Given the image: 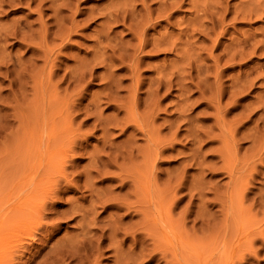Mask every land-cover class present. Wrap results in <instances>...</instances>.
Instances as JSON below:
<instances>
[{"label": "rangeland", "instance_id": "374dc122", "mask_svg": "<svg viewBox=\"0 0 264 264\" xmlns=\"http://www.w3.org/2000/svg\"><path fill=\"white\" fill-rule=\"evenodd\" d=\"M5 1L0 2V63L4 65H0V264H4L5 261L6 264H264V197H262L264 196V78H262L264 77L262 76L264 75V14H262L264 13V0H223L224 3L221 0H219L221 3L215 0V4L211 0H178V5L175 2L177 0H170L171 2L169 0H161V2L159 0H79V3L78 0H50L48 2L45 0L46 3L44 0H36L37 3L39 1L38 4L35 0V2L31 0L26 5L24 4L25 0H18V2L13 0L12 3L11 0H9L10 3H7L8 0ZM60 1L63 4L75 1V6L72 5L74 2L64 4L65 8L71 5L69 9L74 8V12L68 9L69 13L68 10H64V7L61 8ZM122 1L128 4L122 5ZM135 1L137 3L141 1V4L139 5ZM56 2L60 3L57 4L60 7L58 8L59 12L54 10V8L57 9ZM164 2L165 6H163ZM172 2L176 6L173 5L172 12L176 13L171 12L170 6L172 5L170 3ZM129 3H134L133 9L131 8L132 4ZM183 3L184 5H182ZM144 4L153 9L154 13L152 14L154 15H156L155 9L158 6L161 9L160 13L157 11L158 16H155L159 17V19L157 18L159 23L155 20L152 22L155 26L151 23L155 17L151 14L150 8L146 9L147 6ZM167 4L170 6L165 8ZM205 4L210 8L201 7ZM224 4L227 6L224 7ZM78 5L79 7H77ZM117 5L122 6L121 10L117 8ZM215 5L217 9H215ZM191 7L193 10L190 9ZM218 7L226 8V10L220 8L221 11ZM256 7L259 9L257 10ZM112 8H114L113 12L117 11V14L110 13ZM123 8L125 11L128 10L126 8H131L135 14L131 13L130 9L131 12L128 10L123 14ZM165 9L170 11V14L168 13L170 16L166 14L167 10ZM202 9L205 11L207 9L208 13L206 12V14L204 11V14ZM236 9H238L237 12ZM106 10L108 11L106 12ZM135 10L138 14L137 17H135L137 15ZM219 10L222 12L223 18L222 21H217L218 23L222 22L220 23L221 27L217 26V21L215 22L221 13L218 12ZM54 11L59 14L63 12L60 15L61 19H59L58 13L55 16ZM215 11L218 12L217 15H215ZM71 12L76 17L70 16ZM129 12L130 19L136 21L137 24L130 25L133 21H129L128 16H125ZM145 12L150 18L146 17ZM118 13L120 18L122 17L121 13L123 14L125 21L123 18L120 19L121 23L120 20H117L119 19L116 16ZM38 14L40 15L38 16ZM99 14L100 16H98ZM105 14L108 16L114 14L111 16L112 21H110V16ZM143 14H145L144 22L151 20L148 23L151 24V26L149 25L151 28L147 26L148 24L146 25V29H149L146 30V38H149L146 43L151 42H148L147 46L145 45L146 47L142 49L143 53H141L142 51L140 52L138 49L136 51L129 50L130 47L134 48L132 45L134 46L137 42L135 36H131L129 32L131 31L134 35L137 30L140 31V28L136 27L139 25L137 19L139 18L140 23H143V19H140L142 18L140 15ZM162 14L168 16V21L166 17L163 18ZM208 14L210 17L207 19L206 15ZM101 15H104L106 20ZM211 15L215 18L214 20L211 19ZM40 16L41 18H39ZM62 16L64 19L68 16L70 19L64 20ZM90 17L91 19H89ZM201 17L204 18L202 22ZM192 18L193 21H191ZM36 19L39 21L37 22ZM188 19L189 21L184 22ZM13 20H16L15 23ZM42 21L44 22L43 28H41ZM61 21L64 22L61 23ZM54 22L56 24H53ZM72 22L79 24L76 26L77 28H72L74 24ZM105 22L107 25H111V28L110 25L108 26L110 29L105 28L107 27ZM207 22L208 24H206ZM227 22L229 25L226 24ZM13 23L18 27L16 28ZM25 24H29L27 28ZM101 25H104L103 28ZM203 25L207 26L203 27ZM28 26H31V30H28ZM39 26L42 31L46 30V32L44 30L46 34L41 35L43 32ZM208 26H212V31L209 29L211 33L206 32ZM46 27L52 31H48ZM124 27H128L129 32ZM195 28H200L199 31L207 30L200 31L204 34L202 36L198 30L194 32ZM213 28H219V31L215 32L217 45L216 41H211L212 37L213 39L215 37ZM65 29L70 31H65ZM99 29L102 30V34ZM223 29L224 32L220 31ZM103 30L106 31V34L107 30L112 31L108 32L111 34L108 37L111 38L106 37L109 34L104 36ZM27 31L30 32V37H28L29 32ZM62 32L63 35H61ZM183 32L189 33L187 35ZM207 33H210V37L207 36ZM172 35L177 37L174 40L177 41L175 45L173 43L175 37L173 38ZM182 35L186 41L183 37L181 38ZM243 35L251 37H248L250 42L247 39H242ZM151 36L153 43L150 40ZM161 37L168 39L173 47H177L178 52H173L175 48H171L167 43L158 44ZM233 38L238 39L237 41L241 44L234 41ZM251 39L257 41L253 42ZM154 41H156L155 44ZM242 43L245 44H243L244 46L249 44L255 47L256 45V51L253 46L252 48L251 46L250 48L245 47L248 50L253 49L254 52L251 51L253 53L251 54L250 50H244ZM127 44L129 48L125 47L126 50L120 47ZM149 45L155 46V48L162 47V49L164 46V49L163 51L154 49L153 52V48ZM169 46L170 48H168ZM234 46L235 48H233ZM117 47L123 48L119 51L121 53L116 51ZM236 47L239 51L242 50L240 52L246 51L244 52L246 56L242 53L240 55ZM112 49H116V52L114 53ZM123 50L129 54L126 58L122 57L123 55L118 56V54H122ZM227 50L230 51L227 53ZM231 50H236L232 53L234 55L229 54ZM124 51L123 54L126 55ZM238 52L239 63L236 62V57H233ZM224 53L233 58L230 56L228 58ZM186 54L187 58H185ZM216 54H218L217 59ZM177 55L181 57V61ZM113 56L122 61L113 59ZM128 57L129 59H127ZM124 58L125 62H123ZM136 59L137 61H135ZM140 59H142L141 62ZM111 60L112 63H110ZM234 60L235 63H233ZM43 61L46 62H44L45 66ZM138 63L141 64L140 67ZM179 63H182V67ZM190 63L193 68H188ZM212 63L218 64V66L215 67ZM124 65H128L129 68ZM133 65L138 67L139 76ZM211 65L218 72L215 73ZM130 66L133 70H129V73L127 69H130ZM125 67L126 69H124ZM182 68L187 69V72L194 76L188 74V79L193 82L190 80L189 83L186 71H183ZM191 68L192 70H190ZM79 69L80 71H78ZM205 69L206 72L208 70V74ZM209 69H213L212 72ZM180 70L184 73L183 78L186 77V82L183 79L181 84L177 83L178 80L181 81V75H183L181 72L179 74ZM170 71H173L171 73L173 76L169 73ZM166 72L167 76L171 77H168L170 80L163 79L167 77ZM174 73L178 77L174 76ZM129 75L139 77L138 80H141L140 84H142L139 86L140 88L133 87V83L135 85L137 79L133 81L134 77ZM160 75L163 76L161 83L171 82L173 84L165 83L166 85L163 84L165 87L161 86L160 88L162 85L158 78ZM190 76L192 77L190 78ZM198 76L200 79L203 77L205 83L202 82V84ZM247 79L250 80L249 83ZM155 81L160 85L154 83ZM152 82L153 85H151ZM244 83L249 85L245 86ZM168 84L170 85L168 86ZM219 84L223 86H218ZM169 87L170 90H165ZM109 89L114 90V93H111ZM219 90L221 92L217 94ZM150 91L156 93L153 94L154 97ZM219 93L220 96H218ZM118 96L124 99L121 100ZM200 96L201 99L205 97L206 100H201ZM218 97L223 99L220 100ZM132 98H134V102ZM187 100L190 101L187 102ZM132 104L134 106H130ZM132 107L136 108L133 109L136 110L135 113L132 110L133 114L131 113ZM186 110L189 111L186 113ZM216 110L218 111L215 112ZM256 135L259 136V140ZM92 164L95 165L92 166ZM111 173L113 174L111 175ZM140 183H143L144 186ZM103 190L109 192L106 191L108 192L106 193ZM128 190H131L132 194ZM92 191L96 194L98 192V194L106 193L104 196L108 194V200L103 194L100 197L105 198L106 201ZM126 191L130 193H128L129 201H126L128 200ZM46 192L48 194L45 196ZM115 193H119L118 196L124 195V200L121 195L118 200ZM239 195L242 197L240 198V200L242 199L241 204L238 201ZM91 196L94 197L91 198L93 202L95 201L94 204L90 201ZM44 197L45 202L40 203L42 199L44 201ZM83 198H85L84 201ZM113 199L118 203L121 200L126 203H116L118 206L120 205L118 207L114 201V203L112 202ZM131 202H135V204ZM87 203L93 204L95 214L91 211L93 207H87L89 205ZM129 203L132 206L128 208L126 205H130ZM39 204L44 205L38 208ZM158 205L162 211L166 212L162 213ZM71 206L72 209H70ZM75 207L79 210L74 212L77 216L72 213L75 218L77 217L76 219L69 213V211H75ZM130 207H133V212ZM86 208H90L86 212L88 216L85 214ZM125 208L126 210L123 211ZM157 208L160 210H157L158 220ZM142 209L144 210L141 212ZM67 210L68 213H66ZM89 210L90 213L92 212L93 219L85 223L87 218L91 219ZM78 212L79 216L84 214L81 215L84 219L78 216ZM108 216H110L109 219ZM95 217L98 219L96 220ZM80 218L83 221H79ZM102 218H105L104 221ZM111 219L115 225L109 224V222H113L110 221ZM139 219H141V223ZM166 219L168 220L166 221ZM11 221L14 225L9 224ZM78 221L84 222V225L79 224ZM116 221L119 222L118 225ZM112 225L113 227H111ZM102 227L104 228L102 229ZM85 232L86 234H84ZM91 243H94V246H91ZM79 245L80 247H78Z\"/></svg>", "mask_w": 264, "mask_h": 264}, {"label": "bare ground", "instance_id": "6f19581e", "mask_svg": "<svg viewBox=\"0 0 264 264\" xmlns=\"http://www.w3.org/2000/svg\"><path fill=\"white\" fill-rule=\"evenodd\" d=\"M2 1H3V0H2ZM2 1L0 0L1 3H2ZM4 1H5V0H4ZM12 1H13V0H11V3H12ZM23 1H24V0H23ZM25 1H26V2H25L24 4L26 5V3L29 2V1H31V0H28V1L25 0ZM33 1H34V0H33ZM35 1H36V0H35ZM35 1H34V2H35ZM48 1H50V0H47V2H48ZM61 1H62V0H61ZM61 1H60V3H61ZM70 1H71V0H70ZM75 1H76V0H75ZM75 1H73L74 4H72L73 2H72V3H68V2H65V1H63V2L68 3V4H72V5L75 6ZM108 1H109V0H108ZM128 1H129V0H128ZM128 1H127V2H128ZM130 1H131V0H130ZM132 1H133V0H132ZM143 1H144V0H143ZM149 1H150V0H149ZM149 1H147V2H149ZM154 1H155V0H154ZM169 1H170V0H169ZM173 1H175V0H173ZM180 1H181V0H180ZM200 1H201V0H200ZM207 1H208V0H207ZM211 1L213 2V4H215V2H216L217 0H216V1H215V0H211ZM214 1H215V2H214ZM221 1L223 2V0H221ZM221 1L218 0V2H220V3H221ZM226 1H227V0H226ZM5 2H6V1H5ZM8 2H9V0L7 1V3H8ZM17 2H18V0H17ZM19 2H20V1H19ZM34 2H32V3L35 4ZM44 2L46 3L45 0H44ZM77 2L79 3V0H78ZM122 2H123L122 5H123V4H126V5L128 4V3H125L124 1H122ZM135 2H136V1H135ZM140 2H141V1H140ZM140 2H139V3L136 2V3L140 5V4H141ZM147 2H146V3H147ZM159 2H161V0H159ZM166 2H167V1H166ZM170 2H171V1H170ZM175 2H176V5H178V3H179L178 0L175 1ZM177 2H178V3H177ZM196 2H197V1H196ZM7 3H6V4H7ZM9 3H10V2H9ZM21 3H23V2L21 1ZM36 3H37V1H36ZM38 3H39V1H38ZM38 3H37V4H38ZM41 3H42V2H41ZM60 3H57V2H56V3H55V4H56L55 6H57V4L59 5ZM65 3H64V4H65ZM109 3H110V2H109ZM111 3H112V2H111ZM152 3H153V2H152ZM156 3H157V1H156ZM156 3H155V4H156ZM205 3H206V2H205ZM223 3H224V2H223ZM62 4H63V3H61V5H60L61 8L64 7V4H63V5H62ZM68 4H66V5H68ZM112 4H114V3H112ZM119 4L121 5V3H119ZM129 4H132V3H129ZM133 4H134V3H133ZM133 4L131 5V6H132V7H131L132 9H133V7H134ZM137 4H136V5H137ZM142 4H143V3H142ZM148 4H149V3H148ZM168 4H169V2H168ZM168 4H167V7H165V8H168V6L172 5V6H170L171 8L169 7V8L171 9V12H172V11L174 10V9L172 10V8L175 6V5H174L175 3L172 2V3H170V5H168ZM180 4H181V3H180ZM180 4H179V5H180ZM225 4H226V3H225ZM225 4H224V7L227 6V5H225ZM228 4H229V3H228ZM258 4H259V3H258ZM4 5H5V4H4ZM13 5H14V4H13ZM42 5H43V3H42ZM50 5H51V4H50ZM66 5H65V6H66ZM76 5H77V3H76ZM115 5H116V4H115ZM120 5H117V6H118L117 8H120L119 10H121V8H122V6H120ZM144 5H145V4H144ZM149 5H150V4H149ZM157 5H158V4H157ZM159 5H160V4H159ZM173 5H174V6H173ZM182 5H184V3H183ZM190 5H191V4H190ZM218 5H219V3H218ZM218 5H217V6H218ZM221 5H222V4H221ZM8 6H9V5H8ZM15 6H16V5H15ZM17 6H19V5H17ZM70 6H71V5H70ZM70 6L68 5V6H67L68 8H65V7H64V8H65L64 10L67 11V10L69 9ZM74 6H72V7H74ZM128 6H129V5H128ZM128 6H127V7H128ZM141 6H142V5H141ZM145 6H147V5H145ZM145 6H144V7H145ZM163 6H165V2H164V5H163ZM219 6H220V5H219ZM244 6H245V5H244ZM20 7H21V5H20ZM36 7H37V6H36ZM40 7H41V6H40ZM40 7H38V8L41 10ZM50 7H51V6H50ZM60 7L57 6V9L54 8V7H53V8H54V10H57V11L59 12L60 10H58V8H60ZM77 7H79V5H78ZM106 7H108V6H106ZM111 7H112V5H111ZM124 7H125V6H124ZM158 7H159V6H158ZM158 7L155 9V10H156V11H155V14H156V15L152 14V13H154V12H152L153 9H151L149 6H147L146 9L150 8L151 14L154 15L153 17H155V16H158V13H160V10H161V9H159ZM175 7H176V6H175ZM201 7H202V8H205V7H206V4H205V6H201ZM207 7H208V6H207ZM207 7H206V8H207ZM221 7H222V6H221ZM221 7H218V8L220 9ZM38 8H37V9H38ZM44 8H46V7H44ZM102 8H103V7H102ZM114 8H116V7H114ZM114 8H112V11H111L110 13L113 12V9H114ZM131 8H126V9H128V10L130 9V10H131ZM208 8H210V7H208ZM228 8H229V6H228ZM228 8H227V9H228ZM256 8H257V7H256ZM260 8H261V7H260ZM39 9H38V10H39ZM42 9H43V8H42ZM47 9H48V8H47ZM50 9H51V8H50ZM70 9L73 10L74 8H70ZM70 9H69V10H70ZM108 9H109V8H108ZM157 9H159V10H157ZM178 9H179V7H178ZM190 9L193 10L192 7H191ZM215 9H217L216 5H215ZM215 9H214V10H215ZM221 9H225V10H226V8H221ZM221 9H220V10H221ZM246 9H247V8H246ZM258 9H259V8H257V10H258ZM62 10H63V9H62ZM69 10H68V11H69ZM71 10H70V11H71ZM115 10H116V9H115ZM128 10H127V11H128ZM130 10H129V11H130ZM136 10H137V9H136ZM136 10H135V12H136ZM139 10H140V9H139ZM142 10H144V9H142ZM165 10H167V12L165 11L166 14H168V13L170 14V11H168V9H165ZM195 10H196V9H195ZM195 10H194V11H195ZM199 10H200V9H199ZM211 10H212V9H211ZM211 10H210V13L213 11V10H212V11H211ZM220 10H219L218 12H221V11H222V10H221V11H220ZM239 10H240V9H239ZM261 10H262V9H261ZM57 11H54V12L56 13L55 16L59 14ZM65 11H64V12H65ZM70 11H69V13H70ZM107 11H108V10H106V12H107ZM109 11H110V10H109ZM123 11H124V12H122L123 14L127 13V11H125L124 8H123ZM131 11H132V12H131ZM131 11H130L131 13H134L133 10H131ZM140 11H141V10H140ZM148 11H149V10H148ZM157 11H158V13H157ZM175 11H176V9H175ZM204 11H205V9H204V10L202 9V12H203V13H204ZM207 11H208V10L206 9L205 13H206ZM237 11H238V9H236V12H237ZM72 12H74V10H73ZM72 12H71L70 16H72V15L75 16V14H74V13L72 14ZM76 12H77V11H76ZM114 12H115V11H114ZM114 12H113V13H114ZM130 12H129V14L125 15L126 17L128 16V17H127L128 19H130V17H131ZM141 12H142V11H141ZM143 12H144V11H143ZM162 12H163V11H162ZM192 12H193V11H192ZM218 12L215 11V15H217L216 13H218ZM226 12H228V11H226ZM240 12H241V11H240ZM245 12H246V11H244V14H246ZM257 12H258V11H257ZM0 13H1V12H0ZM38 13H40V12H38ZM52 13H53V11H52ZM57 13H58V14H57ZM62 13H63V12H61V14H62ZM115 13L117 14V11H116ZM122 13H121V16H122L121 18L124 17ZM148 13H150V12H148ZM172 13H176V12H172ZM199 13H200V12H199ZM205 13H204V14H205ZM207 13H208V12H207ZM207 13H206V14H207ZM210 13H209V14H210ZM213 13H214V12H213ZM228 13H231V12H228ZM238 13H239V12H238ZM249 13H251V12H249ZM252 13H253V12H252ZM252 13H251V14H252ZM260 13H262V12H260ZM61 14H59V17H60V18H59V17H57V18L61 19V16H60ZM76 14H77V13H76ZM90 14H91V13H90ZM101 14H102V13H101ZM134 14H135V13H134ZM134 14H133V15H134ZM136 14H137V12H136ZM140 14H142V13H140ZM145 14H147V12H145ZM145 14L140 15V17L142 16V18H140V19H143V16H145ZM151 14H150V16H152ZM169 14H168V15H169ZM200 14H201V13H200ZM209 14H208V15H209ZM221 14H222V12L218 15L219 17H217L218 19H216L215 22H216L217 20H221V19L223 18V16H221ZM255 14H256V13H255ZM262 14H264V13H262ZM39 15H40V14H38V16H39ZM52 15H53V14H52ZM63 15H64V14H63ZM77 15H79V14H77ZM82 15H83V14H82ZM105 15H107V14H105ZM112 15L114 16V14H112ZM112 15H111V16H112ZM119 15H120V14L118 13V15H116V16L119 17ZM162 15H163V18H165V17L167 18V17H168L167 15H166V16H164V14H162ZM192 15H194V14H192ZM196 15H197V14H196ZM208 15H206L207 19H208V17H210V15H209V16H208ZM213 15H214V14H213ZM215 15H214V16H215ZM223 15H224V13H223ZM235 15H236V14H235ZM235 15H233V16H235ZM248 15H249V14H248ZM256 15H257V14H256ZM55 16H54V17H55ZM64 16H65V15H64ZM64 16H62V17H63L62 19H64ZM68 16H69V15H68ZM68 16H66V17L70 19V17H68ZM73 16H72V17H73ZM98 16H100V14H99ZM101 16H102L103 18L105 17L104 15H101ZM107 16H108V15H107ZM109 16H110V15H109ZM109 16H108V17H109ZM111 16H110V21H112V20H111V19H112ZM116 16H115V18H117ZM134 16H135V15H134ZM134 16H132V17H133L134 19H136L135 17H137L138 14H137L135 17H134ZM147 16H149V15L147 14L146 17H147ZM159 16L161 17V15H159ZM169 16H170V15H169ZM233 16H232V17H233ZM257 16H258V15H257ZM260 16H261V15H260ZM72 17H71V18H72ZM75 17H76V16H75ZM126 17H125V19H127ZM172 17H173V15H172ZM172 17H169V18L172 19ZM202 17H203V16H202ZM202 17H201V18H202ZM204 17H205V15H204ZM215 17H216V16H215ZM235 17H236V16H235ZM39 18H41V16H40ZM67 18H65L64 20H68ZM87 18H88V16H87ZM105 18H106V17H105ZM105 18H104V19H105ZM121 18L119 17V19H117V20L119 21ZM133 18H132V19H133ZM147 18H150V17H147ZM157 18L159 19V17H155L154 19L151 18L152 21H151L150 19H149V20H150L151 23H152V22H154L153 20L157 21V20H158ZM161 18H162V17H161ZM161 18H160V19H161ZM163 18H162V19H163ZM196 18H197V17H196ZM224 18H225V17H224ZM226 18H227V17H226ZM226 18H225V19H226ZM233 18H234V17H233ZM238 18H239V17H238ZM248 18H249V16H248ZM259 18H260V17H259ZM89 19H91V17H90ZM104 19H103V20H104ZM162 19H161V20H162ZM170 19H169V20H170ZM175 19H176V18H175ZM198 19H199V18H198ZM203 19H204V18H202L201 22L203 21ZM205 19H206V18H205ZM211 19L214 20L215 18L212 17V15H211ZM242 19H244V18L242 17ZM42 20H43V19H42ZM105 20H106V19H105ZM105 20H104V21H105ZM117 20H116V21H117ZM123 20H124V18H123ZM137 20H138L137 22L139 23V25H141V23H142V22L140 23L141 20L139 21V18H138ZM144 20H145V17H144V19H143V23H142V25H141V26H139V25L136 26L137 29L140 28V31H139V32H138V30L136 29V27L134 26V27H135V31L137 30V31H136L137 33H135L134 35H132L131 31H130V32L128 31V27H127V28L124 27V28L127 29V31L129 32V34H130L131 36H135L134 38H136V40H137V42H135L136 40L134 41V42H135V45H134V46L131 44L132 47H134V48H131V47H130L129 50L136 51V49H138V50H140V52H141L142 49L145 48V47L147 46L146 44H148V42H151V41H148V42L146 43L147 39L149 40V38H146V37H147V36H146V35H147V33H146L147 31H146V30L148 29V28L146 29V25L149 23V20H148V21L146 20V21H147V22L145 21L146 23L144 22ZM163 20H164V19H163ZM196 20H197V19H196ZM232 20L234 21V19H232ZM15 21H16V20H15ZM15 21L13 20L14 23H15ZM36 21L38 22L39 19H38V20L36 19ZM56 21H57V20H56ZM59 21H60V20H59ZM69 21H70V20H69ZM75 21H76V20H75ZM87 21H88V20H87ZM113 21H114V17H113ZM124 21H125V20H124ZM129 21H133L132 23H130V25H132V24L134 25V24L136 23V21L131 20V19H130ZM158 21H159V20H158ZM158 21H157V22H158ZM167 21H168V18H167ZM171 21H172V20H171ZM187 21H189V19H188V20H185L184 22H187ZM191 21H193V18L191 19ZM204 21H206V20H204ZM210 21H211V20H210ZM221 21H222V20H221ZM221 21H219V22L222 23ZM233 21H232V23L235 22V21H234V22H233ZM40 22H41V21H40ZM42 22H43V21H42ZM62 22H64V21H61V23H62ZM76 22H77V21H76ZM76 22H72V23H74L73 26H72L73 29H74V27H76V26L79 25V24H76ZM108 22H109V21H108ZM108 22H107V23H108ZM157 22H156V23H157ZM163 22H165V21H163ZM196 22L198 23V20H197ZM208 22H209V21H208ZM208 22H207L206 24H208ZM14 23H13V24H14ZM16 23H17V22H16ZM24 23H25V22H24ZM35 23H36V22H35ZM72 23H71V25H72ZM77 23H78V22H77ZM88 23H89V22H88ZM114 23H115V22H114ZM114 23H113V24H114ZM116 23H119V22H116ZM120 23H121V20H120ZM125 23H126V22H125ZM125 23H124V24H125ZM158 23H159V22H158ZM158 23H157V24H158ZM168 23H169V22H168ZM172 23H173V22H172ZM174 23H175V22H174ZM194 23H195V22H194ZM194 23H193V24H194ZM220 23H218V21H217V26H220V27H221ZM13 24H12V25H13ZM37 24H38V23H37ZM53 24H56V23L54 22ZM57 24H58V23H57ZM68 24H69V23H68ZM122 24H123V21H122ZM126 24H127V23H126ZM126 24H125V25H126ZM136 24H137V23H136ZM152 24H153V23H152ZM157 24H156V25H157ZM203 24H204V23H203ZM214 24L216 25V23H214ZM218 24H219V25H218ZM223 24H224V23H223ZM223 24H222V26H223ZM226 24H228V22H227ZM226 24H225V25H226ZM25 25H26V24H25ZM27 25H29V24H27ZM27 25L25 26L26 28H27ZM39 25H40V23H39ZM51 25H52V24H51ZM64 25H65V24H64ZM105 25H107L106 22H105ZM109 25H110V24H108L107 27H105V28H108ZM114 25H115V24H114ZM128 25H129V24H128ZM149 25L151 26V24H148L147 26H149ZM153 25H154V24H153ZM153 25H152V26H153ZM169 25H170V24H169ZM173 25H174V24H173ZM182 25H183V24H182ZM197 25L200 26V24H197ZM201 25H202V24H201ZM209 25H210V22H209ZM215 25H214V26H215ZM228 25H229V24H228ZM14 26H15L16 28L18 27L17 24H14ZM22 26H23V25H22ZM40 26H41V25H40ZM40 26H39V29H40ZM46 26H47V25H46ZM48 26H49V25H48ZM60 26H61V25H60ZM102 26H104V25H101V27H102ZM120 26H121V25H120ZM150 26H149V27H150ZM154 26H155V25H154ZM154 26H153V27H154ZM167 26H168V25H167ZM171 26H172V25H171ZM188 26H189V25H188ZM190 26H191V25H190ZM198 26H197V27H198ZM205 26H207V25H205ZM205 26L203 25V27H205ZM212 26H213V25H212ZM212 26H211V27H212ZM15 27H14V28H15ZM30 27H31V26H28V28H29L28 30H31ZM37 27H38V26H37ZM43 27H44V22H43L41 28H43ZM50 27H51V26H50ZM55 27H56V25H55ZM57 27H58V26H57ZM63 27H64V26H63ZM131 27H133V26H131ZM141 27H142V28H141ZM178 27H179V25H178ZM183 27H184V26H183ZM183 27H182V28H183ZM203 27H202V28H203ZM208 27H209V28L206 27L208 30H207V29H204V30H205V31L207 30L206 32H208L209 29H210V31H212L211 27H210V26H208ZM224 27H225V26H224ZM10 28H11V27H10ZM14 28H12V29H14ZM47 28H48V27H46V29H47ZM60 28H61V27H60ZM60 28H59V29H60ZM66 28H67V27H66ZM72 28H71V29H72ZM76 28H77V27H76ZM102 28H103V27H102ZM110 28H111V25H110ZM110 28H108V29H110ZM150 28H151V27H150ZM187 28H188V27H187ZM189 28H190V27H189ZM225 28H226V27H225ZM230 28H231V27H230ZM131 29L133 30L134 28H131ZM184 29H185V28H184ZM190 29H191V28H190ZM195 29H196V28H195ZM199 29H200V28H199ZM199 29H196L195 31H194V29H193V31L196 32L197 30L199 31ZM214 29H218V30L215 31ZM231 29H232V28H231ZM15 30H16V29H15ZM17 30H18V29H17ZM21 30H22V29H21ZM33 30H34V29H33ZM40 30H41V29H40ZM44 30H45V29H43V31L41 30V31L43 32V33H41V35H42V34H46V33H44ZM67 30H69V29H67ZM67 30L65 29V31H67ZM99 30H100V29H99ZM129 30H130V27H129ZM148 30H149V29H148ZM153 30H154V29H153ZM188 30H189V29H188ZM8 31H9V30H8ZM19 31H20V30H19ZM24 31H25V30H24ZM38 31H39V30H38ZM38 31H37V33H39ZM48 31H52V30H49V28H48ZM54 31H56V30H54ZM63 31H64V30H63ZM69 31H70V30H69ZM72 31H73V30H72ZM103 31H104V30H103ZM107 31L109 32L110 30H107ZM183 31H184V30H183ZM186 31H187V30H186ZM200 31H203V29L200 30ZM200 31H199L198 33H199L200 35L204 36L203 32H205V31L201 32L202 34L200 33ZM210 31H209V32H210ZM213 31H214L213 34L215 35V32L219 31V28H213ZM220 31L224 32V29H223V30H220ZM17 32H18V31H17ZM27 32H29V31H27ZM35 32H36V31H35ZM45 32H46V30H45ZM57 32H58V31H57ZM99 32L102 34V30H100ZM105 32H106V31L103 32V35H104V36H106L107 34H109V35H107L106 37H108V36L111 35L110 33L107 32V34H106ZM110 32H112V31H110ZM181 32H182V31H180V33H181ZM234 32H235V31H234ZM15 33H16V31H15ZM18 33H19V32H18ZM33 33H34V32H33ZM33 33H32V34H33ZM47 33H48V32H47ZM50 33H52V32H50ZM59 33H61V32H59ZM67 33H68V32H67ZM100 33H99V35H100ZM133 33H134V32H133ZM183 33H186V32H183ZM188 33H189V32H188ZM188 33H186V34L188 35ZM210 33H211V32H210ZM210 33H209V34L207 33V34H208V35H207L208 37H210ZM225 33H226V32H225ZM237 33H238V32H237ZM8 34H9V33H8ZM10 34H11V33H10ZM13 34H14V33H13ZM16 34H17V33H16ZM20 34H21V33H20ZM22 34H23V33H22ZM29 34H30V32L28 33V37H30ZM48 34H49V33H48ZM63 34H64V33L62 32L61 35H63ZM68 34H69V33H68ZM165 34H167V33H165ZM169 34H170V33H169ZM181 34H182V33H181ZM181 34H180V35H181ZM186 34H185V35H186ZM190 34H192V33H190ZM205 34H206V33H205ZM213 34H211V35H213ZM216 34H218V33H216ZM2 35H4V34L2 33ZM6 35H7V34H6ZM23 35H24V34H23ZM26 35H27V34H26ZM163 35H164V34H163ZM180 35H178V36H180ZM187 35H186V36H187ZM221 35H223V33H221ZM238 35H239V34H238ZM238 35H237V36H238ZM21 36H22V35H21ZM38 36H39V35H38ZM44 36H46V35H44ZM44 36H43V37H44ZM51 36H52V35H51ZM160 36H161V35H160ZM165 36L167 37V35H165ZM183 36H184V35H182L181 38H182ZM193 36H194V35H193ZM205 36H206V35H205ZM226 36H227V33H226ZM240 36H241V35H240ZM0 37H1V36H0ZM7 37H8V36H7ZM65 37H66V36H65ZM170 37H171V36H170ZM172 37H173V38L175 37V39H173ZM172 37H171V38L173 39V41L176 40V38H177L176 35H175V36L172 35ZM187 37H188V36H187ZM200 37H201V36H200ZM218 37H219V34H218ZM231 37H232V36H231ZM244 37H246V38H244ZM248 37H249L248 35H247V36L243 35V38L240 37V39H241V38H242V39H247V41H249ZM252 37H253V36H252ZM10 38H11V37H10ZM12 38H13V37H12ZM45 38H46V37H44V39H45ZM100 38H101V37H100ZM108 38H111V37H108ZM151 38H152V36L150 37V40H152ZM183 38H184V37H183ZM203 38H204V37H203ZM206 38H207V37H206ZM219 38H220V37H219ZM219 38H218V41H219ZM249 38H251V37H249ZM16 39H17V38H15V40H16ZM47 39H48V38H47ZM62 39H63V38H62ZM132 39H133V38H132ZM154 39H157V38H154ZM172 39H171V41H172ZM184 39H185V38H184ZM204 39H205V38H204ZM207 39H208V38H207ZM223 39H224V38H223ZM240 39H239V40H240ZM242 39H241V40H242ZM3 40H4V39H3ZM3 40H2V41H3ZM42 40H43V39H42ZM45 40H46V39H45ZM45 40H44V41H45ZM101 40H102V39H101ZM103 40H106V39L103 38ZM108 40H109V39H108ZM179 40H180V39H179ZM233 40L236 41L237 43H239V41H237L238 39H236V38L234 39V38H233ZM233 40H232V41H233ZM241 40H240V42H241ZM251 40H252L253 42L257 41V40L254 41L253 39H251ZM2 41H1V42H2ZM16 41H18V40H16ZM46 41H47V40H46ZM132 41H133V40H132ZM185 41H186V39H185ZM211 41H214V42L216 41V35H215L214 39H213V37H212V40H211ZM211 41H210V42H211ZM234 41H233V42H234ZM242 41H243V40H242ZM4 42H5V40H4ZM103 42H104V41H103ZM103 42H102V44H103ZM106 42H107V41H106ZM129 42H130V41H129ZM155 42H156V41H154V44H155ZM175 42H177V41H174V42H173L174 45L177 44V43H175ZM192 42L195 43L194 41H192ZM197 42H198V41H197ZM236 42H235V43H236ZM249 42H250V41H249ZM136 43H137V45H136ZM152 43H153V40H152ZM157 43H158V44H159V43H161V44H166V43H167V44H169V45L171 46V48L173 47V45L169 42L168 39H164V38H162V37H161L160 41L157 42ZM244 43H245V42H244ZM244 43H242V46H243L244 50H248V49H247L248 47L250 48V46H251V48H252V46H253V45H249V44L247 45V44H246V45L248 46V47H247V46H244V45H245ZM99 44H100V43H99ZM104 44H105V43H104ZM128 44H129V43H128ZM128 44H127V45H122V46H120V47H123L124 49H125V47H126V48H129V45H128ZM133 44H134V43H133ZM150 44H151V43H150ZM179 44H180V43H179ZM195 44H196V43H195ZM210 44H212V42H211ZM217 44H218V43H217V41H216V45H217ZM239 44H241V43H239ZM243 44H244V45H243ZM254 44H255V43H254ZM36 45H37V44H36ZM100 45H101V44H100ZM145 45H146V46H145ZM216 45H215V46H216ZM227 45H228V44H227ZM230 45H231V44H230ZM3 46H4V45H3ZM98 46H99V45H98ZM104 46H105V45H104ZM127 46H128V47H127ZM149 46H150V45H149ZM149 46H148V47H149ZM157 46H158V45H157ZM157 46H156V47H157ZM170 46H169L168 48H170ZM198 46H199V45H198ZM223 46H224V45H223ZM237 46H238V45H237ZM34 47H35V46H34ZM105 47H106V46H105ZM135 47H138V48H135ZM148 47H147V48H148ZM150 47H152V46H150ZM180 47H181V46H180ZM209 47H210V46H209ZM211 47H212V46H211ZM211 47H210V48H211ZM216 47H217V46H216ZM239 47H241V46H239ZM245 47H247V48L245 49ZM253 47H254V46H253ZM257 47H258V46H257ZM259 47H262V46L259 45ZM39 48H40V47H39ZM110 48H111V47H110ZM117 48H118V47H117ZM123 48H121V49L118 48L119 50H118V49H117V50L115 49V50L119 52V51H121ZM152 48H153V52H154V49H162V47L155 48V46H153ZM165 48H166V47H165ZM173 48H175V47H173ZM178 48H179V47H178ZM193 48H194V47H193ZM199 48H200V47H199ZM201 48H202V47H201ZM233 48H235V46H234ZM236 48H237V50L239 51L238 47H236ZM243 48H242V49H243ZM255 48H256V45H255V47L253 48L254 51H256ZM102 49H103V48H102ZM104 49H106V48H104ZM108 49H109V48H108ZM163 49H164V46H163ZM163 49H162V51H163ZM187 49H188V48H187ZM187 49H186V50H187ZM205 49H206V48H205ZM240 49H241V48H240ZM253 49H252V50L249 49L250 52L253 51ZM257 49H259V48H257ZM38 50H39V49H38ZM115 50L112 49V51H114V53L116 52ZM125 50H126V49H125ZM138 50H137V51H138ZM170 50H171V49H170ZM178 50H179V49H178ZM211 50H212V49H211ZM244 50H243V52H240V51H242V50L239 51V52H240V55H241V53L244 54V52H246V51H244ZM249 50H248V51H249ZM40 51H41V49H40ZM123 51H124V50H123ZM123 51H122V54H118V56H119V55H121V56L123 55L122 57H125V58H126L127 56H129V54H127V52H125V51H124V53H125L126 55H124V54H123ZM147 51H148V50H147ZM167 51H169V50H167ZM176 51H177V47L173 50V52H176ZM180 51H181V50H180ZM183 51H184V50H183ZM208 51H209V49H208ZM223 51H224V50H223ZM223 51H222V52H223ZM229 51H230V50H229ZM229 51L227 50V53H228ZM233 51H234V50H233ZM233 51L231 50V52H230L229 54L231 55V54L234 53L236 50H235L234 52H233ZM248 51H247V53L249 54L248 56H250V53H249ZM254 51H253V52H254ZM156 52H157V51H156ZM177 52H178V51H177ZM177 52H176V53H177ZM187 52H188V51H187ZM187 52H186V53H187ZM194 52H195V51H194ZM196 52L198 53L199 50L196 51ZM239 52H238V54H236V56H233V57H236L235 59L237 60L236 62H238V63L240 62L239 59H237V57H238V55H239ZM46 53H47V52H46ZM112 53H113V52H112ZM112 53H110V54H112ZM119 53H121V52H119ZM128 53H129V52H128ZM137 53H138V52H137ZM141 53H143V51H142ZM149 53H150V52H149ZM184 53H185V51H184ZM189 53H190V52H189ZM202 53H203V52H202ZM202 53H201V54H202ZM225 53H226V51H225ZM225 53H224V54H225ZM236 53H237V52H236ZM43 54H45V53L43 52ZM48 54H49V52H48ZM138 54H139V53H138ZM146 54H147V53H146ZM151 54H152V53H151ZM178 54H179V53H178ZM205 54H206V53H205ZM210 54H212L211 51H210ZM221 54H222V53H221ZM224 54L222 55L223 58H224ZM229 54H225V55H227V57L229 58V56H230ZM251 54H253V53L251 52ZM254 54H255V53H254ZM0 55H1V53H0ZM45 55H46V54H45ZM104 55H105V53H104ZM135 55H136V54H135ZM181 55H182V54H181ZM188 55L190 56V54H188ZM191 55H192V54H191ZM232 55H234V54H232ZM240 55H239V57H240ZM244 55L246 56V53H245ZM244 55H243V56H244ZM48 56H49V55H48ZM48 56H47V57H48ZM118 56H116V57H117V58H122V57H118ZM189 56H188V57H189ZM196 56H197V55H196ZM199 56H200V54H199ZM215 56H216V59H217L218 54H216ZM222 56H221V58H222ZM243 56H242V57H243ZM252 56H253V55H252ZM134 57H136V56H134ZM177 57H178V55H177ZM179 57H180V56H179ZM179 57H178V59H179ZM206 57H209V56H206ZM230 57L233 58L232 56H230ZM45 58H46V56H45ZM114 58H115V56H113V59H114ZM125 58H124V61H123V62H125ZM185 58H187V54H186V57H185ZM192 58H193V57H192ZM199 58H200V57H199ZM212 58H213V57H212ZM212 58H211V59H212ZM244 58H245V57H244ZM48 59H49V58H48ZM111 59H112V58H111ZM122 59H123V58H122ZM127 59H129V57H128ZM137 59H138V58H137ZM137 59H136L135 61H137ZM188 59H189V58H188ZM214 59H215V58H214ZM216 59H215V60H216ZM226 59H227V58H226ZM242 59H243V58H242ZM38 60H39V59H38ZM115 60L120 61V59H116V58H115ZM131 60H132V57H131ZM181 60H182V59H181V57H180V60H179V61H181ZM215 60H214V62L217 63V61H215ZM227 60H229V59H227ZM1 61H2V59H1ZM106 61H107V60H106ZM121 61H122V60H121ZM121 61H120V62H121ZM141 61H142V59H140V62H141ZM177 61H178V60H177ZM179 61H178V62H179ZM187 61H188V60H187ZM208 61H209V60H208ZM231 61H232V59H231ZM249 61H250V60H249ZM2 62H3V61H2ZM44 62H45V61H43V64H44V66H45V63H46V62H45V63H44ZM96 62H98L97 59H96ZM129 62H130V60H129ZM138 62H139V59H138ZM184 62H185V61H184ZM219 62H220V59H219ZM228 62H230V60H229ZM29 63H30V62H29ZM99 63H100V62H99ZM108 63H109V62H108ZM108 63H107V64H108ZM110 63H112V60H111ZM222 63H223V62H222ZM233 63H235V60H234ZM16 64H17V63H16ZM94 64H96V63H94ZM101 64H102V63H101ZM101 64H100V65H101ZM104 64H105V63H104ZM120 64H121V63H120ZM133 64H135V62H133ZM179 64H180V63H179ZM181 64H182V63H181ZM181 64H180V66L182 67ZM210 64H211V63H210ZM226 64L229 65V63H226ZM226 64H225V65H226ZM0 65H3V64L0 63ZM30 65H31V63H30ZM34 65H35V64H34ZM122 65H123V64H122ZM128 65H129V64H128ZM128 65H124V66H127V68H129ZM130 65H131V64H130ZM135 65H136V64H135ZM138 65H139V67H140L141 64L138 63ZM174 65H175V63H174ZM187 65H188V64H187ZM212 65H215V67H216V65L218 66V64H215V63H214V64L212 63ZM212 65H211V68L214 67V66L212 67ZM233 65H234V64H233ZM238 65H239V64H238ZM3 66H4V65H3ZM3 66H2V67H3ZM17 66H19V65H17ZM24 66H25V65H24ZM32 66H33V65H32ZM44 66H43V67H44ZM94 66H95V65H94ZM124 66H122V67H124ZM223 66H224V65H223ZM5 67H6V66H5ZM21 67H22V66H21ZM122 67H121V68H122ZM135 67H136V66L133 65V68L136 69L137 74H138V76H139V72H138L139 70H137L138 67H136V68H135ZM174 67H176V66H174ZM181 67H179V68L181 69ZM190 67L193 68V66H192L191 63L189 64V67H188V68H190ZM208 67H209V66H208ZM215 67H214V68H215ZM221 67H222V66H221ZM237 67H238V66H237ZM7 68H8V67H7ZM18 68H19V67H18ZM22 68H25V67H22ZM192 68H191L190 70H192ZM214 68H213V69H214ZM217 68H218V67H217ZM219 68H220V67H219ZM8 69H9V68H8ZM26 69H27V68H26ZM26 69H25V70H26ZM124 69H126V67H125ZM182 69H183V68H182ZM184 69H185V68H184ZM184 69H183V71H186L185 74H187L186 77H187V79H188V78H189V77H188V74H189L190 72H187L188 70H187V69L184 70ZM195 69H197V68H195ZM195 69H194V70H195ZM206 69H208V68H206ZM206 69H205V72H206ZM213 69H211V70H213ZM239 69H240V68H239ZM5 70H6V69H5ZM119 70H120V69H119ZM129 70H133V69H132V66H130V69H127V71H129ZM209 70H210V69H209ZM211 70H210V71H211ZM249 70H250V69H249ZM8 71H9V70H8ZM78 71H80V69H79ZM82 71H84V70H82ZM157 71H158V70H157ZM214 71H215V69H214ZM216 71L218 72V70H216ZM216 71H215V73H216ZM247 71H248V70H247ZM10 72H11V71H10ZM18 72H19V71H18ZM21 72H22V71H21ZM24 72H25V71H24ZM27 72H28V71H27ZM124 72H125V71H124ZM161 72H163V71H161ZM180 72H181V70L179 71V74H180ZM194 72H195V71H194ZM194 72H193V73H194ZM207 72H208V70H207ZM207 72H206V73H207ZM211 72H212V71H211ZM251 72H252V71H251ZM251 72H250V73H251ZM253 72H254V71H253ZM80 73H81V72H80ZM83 73H84V72H83ZM129 73H130V71H129ZM159 73H160V72H159ZM169 73L171 74V73H173V71H172V72L170 71ZM181 73L183 74V75H181V76H182V79H181V81H180V80L177 81V83H179V84H181L182 80L186 78V77L183 78L184 73H183V72H181ZM196 73H198V72H196ZM203 73H204V72H203ZM208 73H209V72H208ZM208 73H207V74H208ZM213 73H214V72H213ZM19 74H20V73H19ZM23 74H24V73H23ZM74 74H76V73H74ZM131 74H132V73H131ZM134 74H135V70H134ZM163 74H164V72H163ZM163 74H161V75H163ZM190 74H191V73H190ZM211 74H212V73H211ZM220 74H221V73H220ZM223 74H224V73H223ZM242 74H244V73H242ZM245 74H246V73H245ZM17 75H18V74H17ZM20 75H21V74H20ZM25 75H26V74H25ZM77 75H78V73H77ZM87 75H88V73H87ZM109 75H110V74H109ZM161 75L158 77V78H160V80H159L157 77H155V78L158 79V80L160 81V84H162V85L157 84L158 82H156V81L154 82V83H156L158 86L160 85V88H161V86L165 87L163 84L166 83V82H165V83H164V82L161 83V81H163V80H161V78H163V76H161ZM165 75L167 76V72H166ZM165 75H164V76H165ZM171 75H172V74H171ZM175 75H176V74L174 73V76H175ZM191 75H192V74H191ZM209 75H210V74H209ZM212 75H213V74H212ZM248 75H249V74H248ZM255 75H256V74H255ZM22 76H23V75H22ZM22 76H21V77H22ZM78 76H79V75H78ZM83 76H84V74H83ZM112 76H113V74H112ZM129 76H131V75H129ZM129 76H128V77H129ZM172 76H173V75H172ZM176 76H177V75H176ZM192 76H193V75H192ZM192 76H190V78H191ZM196 76H197V74H196ZM206 76H207V75H206ZM206 76H205V77H206ZM210 76H211V75H210ZM214 76H216V74H214ZM243 76H244V75H243ZM245 76H246V75H245ZM262 76H264V75H262ZM262 76H261V77H262ZM16 77H17V76H16ZM75 77H76V76H75ZM79 77H80V76H79ZM81 77H82V76H81ZM110 77H111V75H110ZM131 77H134V78H133V81H134V79H137V80H135V85H134V83H133V87H134V88H137V87H139L140 85H142V84H140V83H141V80H138L139 77L137 78V77H135V76H133V75H132ZM141 77H142V76H141ZM168 77H169V76L164 77L163 79H165V78L167 79ZM177 77H178V76H177ZM193 77H194V76H193ZM198 77H199V76H198ZM217 77L219 78V75H217ZM238 77L240 78L241 76H238ZM23 78H25V77H23ZM77 78H78V77H77ZM169 78H171V77H169ZM169 78H168V79H169ZM172 78H173V77H172ZM195 78H196V77H195ZM207 78H208V77H207ZM245 78H246V77H245ZM247 78H248V77H247ZM262 78H264V77H262ZM14 79H15V78H14ZM18 79L20 80V78H18ZM74 79H75V78H74ZM126 79H127V78H126ZM128 79H129V78H128ZM140 79H141V78H140ZM156 79H155V80H156ZM166 79H165V80H166ZM168 79H167V80H168ZM192 79H193V78H192ZM198 79H200V77H199ZM256 79H258V76H257V75H256ZM110 80H111V79H110ZM169 80H170V79H169ZM176 80H177V78H176ZM188 80H189V79H188ZM190 80H191V79H190ZM190 80H189V83L192 81V80H191V81H190ZM202 80H203V81H202ZM205 80H208V79H205ZM218 80H219V79H218ZM247 80H248L247 82L249 83L250 80H249V79H247ZM251 80H252V79H251ZM12 81H13V80H12ZM16 81H17V80H16ZM77 81H78V80H77ZM112 81H113V80H112ZM118 81H119V80H118ZM173 81H174V80H173ZM200 81H201V83L204 82L203 77H202V79H200ZM219 81H220V80H219ZM256 81H258V80H256ZM107 82H108V81H107ZM107 82H106V83H107ZM131 82H132V81H131ZM185 82H186V79H185ZM185 82H184V83H185ZM192 82H193V81H192ZM194 82H196V81H194ZM197 82H198V80H197ZM197 82H196V83H197ZM110 83H111V82H110ZM118 83H119V82H118ZM154 83L152 82L151 85H153ZM167 83H171V82H167ZM167 83H166V84H167ZM184 83H183V84H184ZM196 83H195V84H196ZM204 83H205V82H204ZM216 83H217V82H216ZM216 83H215V84H216ZM248 83H247V84H248ZM143 84H144V83H143ZM147 84H148V83H147ZM156 84H155V85H156ZM166 84H165V85H166ZM171 84H173V83H171ZM202 84H203V83H202ZM202 84H201V85H202ZM206 84H207V83H206ZM206 84H205V85H206ZM241 84H243V83H241ZM244 84H246V83H244ZM247 84H246L245 86H248V85H249V84H248V85H247ZM251 84H252V83H251ZM151 85H150V86H151ZM169 85H170V84H168V86H169ZM193 85H194V84H193ZM196 85H197V84H196ZM201 85H200V87H201ZM207 85H208V84H207ZM220 85H222V84H219L218 86H220ZM253 85H254V84H253ZM109 86H110V85H109ZM191 86H192V85H191ZM194 86H195V85H194ZM222 86H223V85H222ZM250 86H252V85H250ZM130 87H131V84H130ZM141 87H142V86H141ZM171 87H172V85H171ZM216 87H217V86H216ZM216 87H215V88H216ZM107 88H109V87H107ZM110 88L113 89V87H111V86H110ZM139 88H140V87H139ZM153 88H154V87H153ZM155 88H156V87H155ZM160 88H159V89H160ZM185 88H186V87H185ZM197 88H198V87H197ZM197 88H196V89H197ZM205 88H206V87H205ZM213 88H214V86H213ZM213 88H212V89H213ZM246 88H247V87H246ZM111 89H109V90L111 91ZM128 89H129V88H128ZM128 89H126V90H128ZM131 89H132V87H131ZM146 89H147V88H146ZM196 89H195V90H196ZM201 89H202V87H201ZM201 89H200V90H201ZM238 89H239V88H238ZM241 89H242V87H241ZM248 89H249V88H248ZM153 90H154V89H153ZM165 90H170V87H169V89L165 88ZM187 90H188V88H187ZM197 90H199V89H197ZM200 90H199V91H200ZM244 90H245V89H244ZM246 90H247V89H246ZM106 91H107V90H106ZM128 91H130V90H128ZM134 91H135V89H134ZM154 91H155V90H154ZM157 91H158V90H157ZM179 91H180V90H179ZM199 91H198V93H199ZM201 91H202V90H201ZM203 91H204V90H203ZM210 91H211V90H210ZM222 91H223V90H222ZM231 91H233V90H231ZM242 91H243V90H242ZM242 91H241V92H242ZM107 92H108V91H107ZM112 92L114 93V90H112L111 93H112ZM118 92H119V90H118ZM155 92H156V91H155ZM170 92H171V91H170ZM187 92H188V91H187ZM191 92H193V91H191ZM191 92H190V93H191ZM208 92H209V91H208ZM214 92H215V91H214ZM218 92H221V91H220V90L217 91V94H218ZM227 92H228V91H227ZM233 92H234V91H233ZM233 92H232V93H233ZM244 92H245V91H244ZM135 93H136V91H135ZM137 93H138V92H137ZM148 93H149V92H148ZM150 93H152L151 95L154 94L153 91H152V92L150 91ZM183 93H185V92H183ZM202 93H206V92H202ZM210 93L212 94V92H210ZM230 93H231V92H230ZM235 93H238V92H235ZM239 93H240V92H239ZM133 94H134V93H133ZM142 94H143V93H142ZM155 94H156V93H155ZM155 94H154V95H155ZM165 94H166V93H165ZM185 94H186V93H185ZM214 94H215V93H214ZM228 94H229V93H228ZM111 95H112V94H111ZM117 95H118V94H117ZM136 95H137V94H136ZM146 95H147V94H146ZM154 95H153L152 97H154ZM187 95H188V94H187ZM199 95H200V93H199ZM201 95L204 96L203 94H201ZM205 95H206V94H205ZM224 95H225V94H224ZM234 95H235V94H234ZM239 95H240V94H239ZM115 96H116V95H115ZM128 96H129V95H128ZM183 96H185V95H183ZM183 96H182V97H183ZM189 96H190V95H189ZM189 96H188V97H189ZM213 96H214V95H213ZM218 96H220V93H219ZM232 96H233V95H232ZM118 97H119V96H118ZM125 97H127V96H125ZM130 97H131V96H130ZM133 97H134V95H133ZM135 97H136V96H135ZM155 97H157V96H155ZM214 97H215V96H214ZM221 97H222V95H221ZM106 98H108V97H106ZM110 98H111V97H110ZM112 98H113V97H112ZM119 98H120V97H119ZM139 98H140V97H139ZM145 98H146V96H145ZM149 98L151 99V97H149ZM149 98H148V99H149ZM189 98H190V97H189ZM201 98H202V97L200 96V99H201ZM207 98H208V97H207ZM218 98L220 99V97H218ZM120 99H121V98H120ZM122 99H124V98L122 97ZM122 99H121V100H122ZM133 99H134V98H132V101L134 102ZM154 99H155V98H154ZM197 99H198V98H197ZM203 99L206 100L205 97H204ZM203 99H201V100H203ZM209 99L211 100V98H209ZM221 99H223V98H221ZM221 99H220V100H221ZM126 100H127V98H126ZM135 100H136V99H135ZM191 100H192V99H191ZM193 100H194V99H193ZM198 100H199V99H198ZM205 100H204V101H205ZM214 100H215V99H214ZM214 100H213V101H214ZM93 101H94V100H93ZM93 101H92V102H93ZM105 101H106V100H105ZM113 101H114V100H113ZM113 101H112V102H113ZM119 101H120V100H119ZM132 101H131V103H133ZM140 101H141V100H140ZM143 101H144V100H143ZM143 101H142V102H143ZM153 101H154V100H153ZM155 101H156V99H155ZM189 101H190V100H187V102H189ZM204 101H203V102H204ZM207 101H208V100H207ZM213 101H211V103H214ZM215 101H216V100H215ZM114 102H116V101H114ZM138 102H139V101H138ZM149 102H150V100H149ZM193 102H194V101H193ZM200 102H201V101H200ZM105 103H107V102H105ZM131 103H130V104H131ZM135 103H137V102H135ZM135 103H134V104H135ZM153 103H154V102H153ZM181 103H182V102H181ZM204 103H205V102H204ZM108 104H109V103H108ZM110 104H111V103H110ZM140 104H141V103H140ZM146 104H147V102H146ZM179 104H180V103H179ZM190 104L192 105V102H190ZM196 104H197V103H196ZM155 105H156V104H155ZM188 105H189V104H188ZM210 105H211V104H210ZM210 105H209V106H210ZM256 105H257V104H256ZM95 106H97V105H95ZM130 106H134V105L132 104V105H130ZM130 106H129V108H130ZM153 106H154V105H153ZM193 106H194V105H193ZM215 106H216V104H215ZM259 106H260V105H259ZM115 107H116V106H115ZM123 107H124V106H123ZM150 107H151V106H150ZM180 107H181V106H180ZM216 107H217V106H216ZM134 108H135V107H132V109H131V113H132V114H133L132 110H133ZM145 108H146V107H145ZM158 108H159V106L156 107L157 110H158ZM183 108H184V107H183ZM95 109H96V108H95ZM122 109H123V108H122ZM135 109H136V108H135ZM189 109H190V108H189ZM191 109H192V108H191ZM213 109H214V108H213ZM119 110H121V109H119ZM157 110H156V111H157ZM202 110H203V108H202ZM127 111H128V110H127ZM133 111H134V110H133ZM187 111H189V110H186V113H187ZM217 111H218V110H216L215 112H217ZM135 112H136V110L134 111V113H135ZM147 112H148V111H146V113H147ZM149 112H150V110H149ZM149 112H148V113H149ZM151 112H152V111H151ZM183 113H185V112H183ZM204 113H205V112H204ZM202 114H203V113H202ZM213 114H214V113H213ZM219 114H220V113H219ZM153 115H154V114H153ZM155 115H157V114H155ZM183 115H184V114H183ZM185 115H186V114H185ZM178 116H179V115H178ZM181 116H182V115H181ZM209 116H210V114H209ZM149 117H150V116H149ZM149 117H148V118H149ZM156 117H157V116H156ZM220 117H221V116H220ZM151 118H152V116H151ZM209 118H210V117H209ZM212 118H213V117H212ZM215 118H216V116H215ZM223 118H224V117H223ZM182 119H184V118H182ZM177 121H179V120H177ZM177 121H176V122H177ZM180 121H181V120H180ZM184 121H185V119H184ZM215 121H217V120H215ZM182 122H183V120H182ZM217 122H218V121H217ZM177 123H178V122H177ZM183 124H184V123H183ZM136 127H138V126H136ZM139 127H140V126H139ZM214 127H215V126H214ZM219 127H220V126H219ZM142 128H143V127H142ZM168 128H169V127H168ZM177 128H178V127H177ZM139 129H140V128H139ZM254 129H255V128H254ZM260 130H261V129H260ZM137 131H138V130H137ZM198 131H199V130H198ZM256 131H257V130H256ZM195 132H196V131H195ZM201 132H202V131H201ZM201 132H200V134H201ZM254 133H255V131H254ZM256 133H259V132H256ZM195 134H196V133H195ZM203 134H204V133H203ZM253 135H254V134H253ZM257 135H258V134H257ZM257 135H256V136H257ZM208 137H209V136H208ZM258 137H259V136H257V140L260 139V138H258ZM252 138H253V137H252ZM254 139H255V138H254ZM252 140H253V139H252ZM255 140H256V139H255ZM213 141H214V140H213ZM215 141H216V140H215ZM259 142H261V141H259ZM171 146H172V145H171ZM111 148H112V147H111ZM108 149H109V148H108ZM218 149H219V148H218ZM109 150H110V149H109ZM112 150H113V149H112ZM216 150H217V149H216ZM259 151H260V150H259ZM110 152H111V151H110ZM214 153H215V151H214ZM215 154H216V153H215ZM107 155H108V154H107ZM155 155H156V154H155ZM48 156H49V155H48ZM216 156H217V155H216ZM222 156H223V155H222ZM222 156H221V157H222ZM49 157H51V156H49ZM109 157H111V156L109 155ZM106 158H107V156H106ZM108 159H109V158H108ZM112 159H113V157H112ZM114 159H115V158H114ZM116 161H117V159H116ZM116 161H115V164H117ZM94 162H95V161H94ZM111 162H112V161H111ZM92 163H93V162H92ZM112 163H113V162H112ZM94 165H95V164H92V166H94ZM111 165H112V164H111ZM96 166H97V165H96ZM96 166H95V167H96ZM114 166H115V165H114ZM102 167H103V166H102ZM115 168H116V167H115ZM91 169H93V168H91ZM95 169H96V168H95ZM96 170H98V169H96ZM99 170H100V169H99ZM99 170H98V171H99ZM224 170H225V169H224ZM229 170H230V169H229ZM101 172H102V170H101ZM97 173H98V172H97ZM228 173H229V172H228ZM112 174H113V173H111V175H112ZM109 175H110V174H109ZM114 176H115V175H114ZM109 177H110V176H109ZM113 178H115V177H113ZM116 178H117V177H116ZM108 179H109V178H108ZM111 179H112V178H111ZM112 180H113V179H112ZM122 181H123V180H122ZM141 181H142V180H141ZM123 182H124V181H123ZM123 182H121V183H123ZM135 182H136V181H135ZM137 182H138V180H137ZM125 183H126V182H125ZM130 184H131V182H130ZM137 184H138V183H137ZM140 184H141V183H140ZM142 184H143V183H142ZM142 184H141V185H142ZM89 185H90V184H89ZM126 185H127V184H126ZM128 185H129V184H128ZM121 186H122V185H121ZM124 186H125V185H124ZM132 186H133V184H132ZM139 186H140V185H139ZM143 186H144V184H143ZM143 186H142V187H143ZM122 187H123V186H122ZM140 187H141V186H140ZM140 187H139V188H140ZM129 188H130V187H129ZM144 188H145V187H144ZM90 189H91V186H90ZM108 189H109V188H108ZM127 189H128V188H127ZM140 189H142V188H140ZM145 189H146V188H145ZM241 189H242V188H241ZM245 189H246V188H245ZM44 190H45V189H44ZM44 190H43V191H44ZM86 190H87V189H86ZM86 190H85V191H86ZM91 190H92V189H91ZM109 190H110V189H109ZM111 190H112V189H111ZM131 190H132V188H131ZM131 190H130V191L128 190V191L132 194ZM48 191H49V189H48ZM88 191H89V190H88ZM103 191H104V190H103ZM106 191H108V190H105L104 192H106ZM128 191H126L127 194L129 193ZM92 192H94V191H92ZM108 192H109V191H108ZM108 192H106V193H108ZM110 192H111V191H110ZM112 192H113V191H112ZM126 192H124V193L126 194ZM241 192H242V191H241ZM94 193L96 194V192H94ZM98 193H99V192H98ZM98 193H97V194H98ZM106 193H104V194H106ZM113 193H114V192H113ZM130 193H129V194H130ZM134 193H135V192H134ZM138 193H139V192H138ZM46 194H48V192L45 193V196H46ZM89 194H91V193L89 192ZM97 194H96V195H97ZM102 194H103V193L100 192V194H98L99 197H100V195L102 196ZM104 194H103V196H104ZM109 194H111V193H109ZM115 194H116V193H115ZM118 194H119V193H117L116 195L118 196ZM127 194H126V195H127ZM129 194H128L127 197H126V198H128V200H126V201H129V196H130ZM238 194H241V193H238ZM96 195H94V196H96ZM120 195H121V194H120ZM120 195H119V196H120ZM142 195H144V194H142ZM88 196H89V195H88ZM119 196L117 197L118 200H119ZM121 196H122L121 198H123V200H124V197H123L124 195H121ZM131 196L133 197L134 195H131ZM144 196H145V195H144ZM239 196H240V197H239V200H238V201L240 202V201L242 200V199L240 200V198H242V197H241V195H239ZM97 197H98V196H97ZM99 197H98V199H99ZM104 197H106V199H107V198H108V194L105 195ZM160 197H161V196H160ZM237 197H238V196H237ZM237 197H236V198H237ZM262 197H264V196H262ZM91 198H92V196L90 197V201H92ZM93 198H94V197H93ZM93 198H92V199H93ZM100 198L105 200V198H102V197H100ZM110 198H111V197H110ZM110 198H109V199H110ZM115 198H116V197H115ZM115 198H114V199H115ZM162 198H163V197H162ZM243 198H244V197H243ZM95 199H96V197H95ZM111 199H112V198H111ZM111 199H110V200H111ZM114 199L112 200V202L114 201ZM143 199H144V198H143ZM80 200H81V199H80ZM84 200H85V198H83V201H84ZM96 200H97V199H96ZM107 200H108V199H107ZM110 200H109V201H110ZM123 200H121V201H119V202L121 203V202H123ZM139 200H140V199H139ZM141 200H142V199H141ZM141 200H140V201H141ZM151 200H152V199H151ZM160 200H161V198H160ZM41 201H42V202H40V203L45 202V197H44V201H43V199H42ZM100 201H101V200H100ZM105 201H106V200H105ZM126 201H124L123 204H125ZM238 201H237V203H238ZM94 202H95V201H94ZM94 202L92 201L91 203L94 204ZM112 202H111V203H112ZM114 202H115V201H114ZM114 202H113V203H114ZM135 202H136V201H135ZM135 202H131V203H134V204H135ZM22 203H23V202H22ZM75 203H76V202H75ZM77 203H79V202L77 201ZM96 203H98V202L96 201ZM116 203H118L117 200H116V202H115L114 204H116ZM120 203H118V204H120ZM131 203H129L130 205H126V207L128 206V208H129V206H132ZM242 203H243V202H242ZM44 204H45V203H44ZM44 204H43V205H44ZM79 204H80V203H79ZM79 204H78V205H79ZM87 204H89L87 207L90 206V208H91V206L93 205V204L91 205L90 203H87ZM87 204H85V205H87ZM123 204H122V205H123ZM157 204H158V203H157ZM240 204H241V202H240ZM39 205H40V206H39ZM39 205L37 206L38 208L41 207V206H43L42 204H39ZM73 205H74V204H73ZM95 205H97V204H95ZM95 205H94V206H95ZM109 205H110V204H109ZM116 205H117V204H116ZM116 205H115V206H116ZM238 205H239V204H238ZM80 206H81V205H80ZM82 206H83V205H82ZM97 206H98V205H97ZM111 206H112V205H111ZM117 206H118V205H117ZM119 206H120V205H119ZM119 206H118V207H119ZM83 207H84V206H83ZM92 207H93V206H92ZM99 207H100V205H99ZM101 207L104 208L103 206H101ZM121 207H122V206H121ZM158 207H159V209H161V211H162V208H160L159 205H158ZM78 208H81V207H78ZM84 208H85V207H84ZM84 208H83V210H84ZM90 208H88V209H90ZM102 208H101V209H102ZM108 208H109V207H108ZM115 208H116V207H115ZM130 208H131V211H132V208H133V207H130ZM238 208H239V207H238ZM17 209H18V207H17ZM70 209H72V206L70 207ZM74 209H76V207H75ZM88 209H87V208L85 209V210H86V211H85V214H86V212H87ZM92 209H93V210H91V211L93 212V211H94V207H93ZM118 209H119V208H118ZM159 209L157 208L156 211L159 210ZM77 210H78V209H76V210L73 211V212H70V211H69V213H70V214H72V213H74V212L76 213ZM80 210H82V209H80ZM119 210H120V209H119ZM119 210H116V211H119ZM124 210H126V208L123 209V211H124ZM129 210H130V209H129ZM143 210H144V209H142L141 212H142ZM37 211H38V210H37ZM78 211H79V210H78ZM95 211H96V209H95ZM102 211H104V210H102ZM120 211H121V210H120ZM136 211H138V210H136ZM159 211H160V210H159ZM92 212H91V213H92ZM132 212H133V211H132ZM138 212H139V211H138ZM163 212H166V211H162V213H163ZM66 213H68V210L66 211ZM75 213H74V215H76ZM80 213H84V212H80ZM88 213H90V210L88 211ZM91 213H90V215H89V218H90V216H91ZM93 213H94V212H93ZM134 213H135V212H134ZM134 213H132V214H134ZM143 213H144V212H143ZM157 213H158V211H157ZM167 213L169 214V212H167ZM94 214H95V213H94ZM125 214H126V213H125ZM125 214H122V215H125ZM129 214H130V211H129ZM129 214H128V216H129ZM137 214H138V213H137ZM160 214H161V213H160ZM72 215H73V214H72ZM72 215H69V216H72ZM74 215H73V217H74ZM81 215H82V214H81ZM81 215L79 216V212H78V216L81 217V218H83L82 216H83L84 214H83L82 216H81ZM142 215H143V214H142ZM142 215H141V216H142ZM158 215H159V213H158L156 216L158 217ZM161 215H162V214H161ZM76 216H77V215H76ZM86 216H88V215L86 214ZM94 216H95V215H94ZM134 216H135V215H134ZM139 216H140V214H139ZM154 216H155V215H154ZM92 217H93V215L91 216V219H88V218L86 217L87 220H86L85 223H87L88 220H89V222H90V220L92 221V219H93ZM97 217H98V216H97ZM109 217H110V216H108L107 218L109 219ZM114 217H115V216H114ZM118 217H119V216H118ZM142 217H143V216H142ZM142 217H139V218H142ZM145 217H146V216H145ZM74 218H75V217H74ZM76 218H77V217H76ZM76 218H75V219H76ZM81 218L79 219V221L82 220ZM95 218H96V217H95ZM95 218H94V220H95ZM98 218H99V217H98ZM98 218H96V220H97ZM120 218H121V217H120ZM120 218H119V219H120ZM124 218H125V217H124ZM126 218H127V216H126ZM153 218H154V217H153ZM153 218H152V219H153ZM83 219H84V218H83ZM102 219H103V218H102ZM104 219H105V218H104ZM104 219H103V221H104ZM114 219H117V218H114ZM119 219H118V220H119ZM158 219H159V217L157 218V220H158ZM72 220H73V219H72ZM153 220H155V219H153ZM164 220H165V215H164ZM167 220H168V219H166V221H167ZM79 221H78V222H79ZM82 221H83V220H82ZM84 221H85V220H84ZM98 221H99V220H98ZM98 221H97V222H98ZM110 221H113V220L111 219ZM139 221H140V223H141V219H139ZM148 221H149V220H148ZM99 222H100V221H99ZM99 222H98V224L101 225ZM101 222H102V220H101ZM107 222H109V221H107ZM145 222H146V221H145ZM145 222H144V223H145ZM8 223H9V222H8ZM83 223H84V222H83ZM83 223H82V222H79V224H81V225H84ZM103 223H104V222H103ZM113 223H114V221L111 222V223L109 222L110 225L113 224ZM120 223H121V221H120ZM146 223H148V222H146ZM146 223H145V224H146ZM9 224H10V225H14V223H13L12 221H11ZM79 224H78V225H79ZM88 224H89V223H88ZM93 224L95 225V223H93ZM107 224H108V223H107ZM109 224H108V225H109ZM116 224L118 225L119 222L117 223V221H116ZM85 225L87 226V224H85ZM90 225H92V224H90ZM108 225H107V226H108ZM113 225H115V224H113ZM113 225H112L111 227H113ZM141 225H142V224H141ZM143 225H144V224H143ZM88 227H89V226H88ZM88 227H87V228H88ZM115 227H116V226H115ZM115 227H114V228H115ZM117 227H118V226H117ZM103 228H104V227H102V229H103ZM105 229H107V228H105ZM116 229H117V228H116ZM81 230H83V229H81ZM103 231H104V230H103ZM109 231H110V230H109ZM118 231H119V229H118ZM121 231H122V229H121ZM86 232L89 233L90 231H86ZM86 232H85L84 234H86ZM82 233H83V232H82ZM101 233H102V232H101ZM107 233H108V231H107ZM90 234H91V233H90ZM108 234H109V233H108ZM111 234H112V233H111ZM118 234H119V233H118ZM145 234H146V233H145ZM145 234H143V235H145ZM80 235H81V234H80ZM100 235H101V234H100ZM102 235H103V234H102ZM109 235H110V234H109ZM114 235H115V232H114ZM84 236H85V235H84ZM84 236H83V238H85ZM87 236L89 237V235H87ZM87 236H86V237H87ZM145 236H146V235H145ZM147 236H148V235H147ZM98 237H99V236H98ZM112 237H113V236H112ZM114 237H115V236H114ZM114 237H113V238H114ZM83 238H81V239H83ZM143 238H144V237H143ZM89 239H91V238H89ZM89 239H88V240H89ZM94 239H95V238H94ZM96 239H97V237H96ZM96 239H95V240H96ZM98 239H99V238H98ZM144 239H145V238H144ZM83 240H84V239H83ZM95 240H94V241H95ZM78 241H79V240H78ZM80 241H82V240H80ZM103 241H104V240H103ZM111 241H112V240H111ZM124 241H125V240H124ZM95 242H96V241H95ZM97 242H98V240H97ZM83 243H84V242H83ZM112 243H114V242L112 241ZM93 244H94V243H93ZM93 244L91 243V246H92ZM76 245H78V244H76ZM93 246H94V245H93ZM96 246H97V245H96ZM98 246H99V245H98ZM78 247H80V245H79ZM99 247H100V246H99ZM109 247H110V246H109ZM116 247H118V246L116 245ZM84 248H85V247H84ZM95 248H96V247H95ZM95 248H93V249H95ZM111 249H112V248H111ZM91 250H92V249H91ZM97 250L99 251L100 249H97ZM66 251H67V250H66ZM118 251H119V250H118ZM69 252H70V251H69ZM102 252H103V251H102ZM71 253H72V252H71ZM71 253H69V254H71ZM100 253H101V252H100ZM97 255H98V254H97ZM116 255H117V254H116ZM88 256H89V255H88ZM97 257H98V256H97ZM99 257H100V256H99ZM99 257H98V258H99ZM98 258H97V259H98ZM6 263H7V262L5 261L4 264H6ZM124 263H125V262H124Z\"/></svg>", "mask_w": 264, "mask_h": 264}]
</instances>
